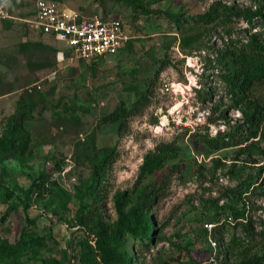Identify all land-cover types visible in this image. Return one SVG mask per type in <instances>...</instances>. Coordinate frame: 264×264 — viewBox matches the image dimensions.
I'll list each match as a JSON object with an SVG mask.
<instances>
[{"label":"rangeland","instance_id":"374dc122","mask_svg":"<svg viewBox=\"0 0 264 264\" xmlns=\"http://www.w3.org/2000/svg\"><path fill=\"white\" fill-rule=\"evenodd\" d=\"M4 1L14 14L30 18L39 0ZM48 1L83 18H121L129 40L115 55L71 59L59 39L24 21L0 24V136L22 114L31 136L27 156L0 159V185L12 192L9 202L0 195V243L15 246L22 231L46 239L42 249L0 256V264H81L78 207L91 202L96 168L113 151L101 203L106 221L117 218V194L126 192L129 208L142 191L159 193L151 210L158 241L136 253L128 242L134 264H239L262 254L264 81L252 88L248 102H238L219 58L230 47L248 49L253 35L264 42V19L245 15L264 12V0H135L143 5L138 10L128 0ZM217 8L236 15L190 29ZM189 33L192 40L185 39ZM176 84L191 88L180 91ZM144 92L147 105L121 127L103 120L122 104L132 107ZM259 109L262 119L253 118ZM223 141L229 146L211 145ZM149 153L168 156L155 175L142 173ZM42 175L45 189L34 184ZM254 177L262 188L251 195ZM246 190L255 233L246 234L239 223L215 229L200 219L205 203L233 209L242 205L236 195Z\"/></svg>","mask_w":264,"mask_h":264},{"label":"trees","instance_id":"16d2710c","mask_svg":"<svg viewBox=\"0 0 264 264\" xmlns=\"http://www.w3.org/2000/svg\"><path fill=\"white\" fill-rule=\"evenodd\" d=\"M136 10L142 9L143 5L135 3V0H128ZM226 9V8H225ZM228 11V10H227ZM225 11L217 8L210 14L199 16L190 29L200 27L201 21L208 24L215 19L222 18L227 21L231 19L229 15L235 12ZM248 20H252L255 16H260L264 19V12H251L247 14ZM176 20H182L177 15ZM190 18L183 21L188 22ZM16 21L7 20L3 23H14ZM185 39L192 40V33L185 35ZM223 68V79L228 84L231 92L238 102L245 103L249 101V93L252 88L264 81V42L260 41L256 35H253L249 41L248 49L230 47L223 52L219 58ZM149 92V91H148ZM149 93L144 92L133 103L132 107H127L122 104L115 108L110 113L103 117V120L110 123H118L121 127L131 116L147 105ZM253 118L262 119V110L259 109L252 113ZM259 114V116H258ZM26 115L15 117L10 125V131L7 136H0V159L7 158H23L30 152L31 136L24 127ZM252 119V118H251ZM228 141H223L221 144L212 143L215 148L229 146ZM116 156V152L104 154L99 165L96 168L97 181L91 190V202L87 203L82 200L77 211V224H79L83 233L79 241L80 249L77 253V259L81 264H134L136 256H129L126 250V244L129 242L132 245L133 252H137V247L140 250L149 249L156 241V219L151 213L152 205L155 203L159 193L153 191H142L139 194L137 203L129 208L126 204L131 202V198L126 195V192L117 194L115 198L117 218L113 222L106 221L102 211L101 203L105 198V182L108 178V171L112 161ZM168 156L160 154H147L142 164V173L155 175L164 169ZM41 181H36L34 184L41 185L45 189L48 178L41 176ZM261 178L254 177L248 187L250 194H254L256 190L262 188L260 183ZM253 186V188H251ZM248 190L238 193V199L242 205H238L233 209H227L218 204L210 205L205 203L201 211L200 219L206 220L215 224V229L223 228L228 224H241L245 233H255V225L246 210V204L250 194ZM3 194L5 200L9 202L12 197V192L5 185H0V195ZM10 197V198H9ZM46 245L44 236L34 234L32 232L22 231L20 240L15 246L7 242L0 243V256L6 258H15L18 251L26 249L39 250ZM189 253V252H188ZM76 255V254H75ZM33 264H66L57 260H44ZM239 264H264V252L254 253L252 256L247 255Z\"/></svg>","mask_w":264,"mask_h":264},{"label":"built area","instance_id":"2783aa9c","mask_svg":"<svg viewBox=\"0 0 264 264\" xmlns=\"http://www.w3.org/2000/svg\"><path fill=\"white\" fill-rule=\"evenodd\" d=\"M7 20L24 21L41 33L56 37L71 59L95 60L115 55L129 40L121 18L100 15L83 18L75 10L48 0L37 1L35 14L30 18L19 17L0 0V22Z\"/></svg>","mask_w":264,"mask_h":264},{"label":"bare ground","instance_id":"6f19581e","mask_svg":"<svg viewBox=\"0 0 264 264\" xmlns=\"http://www.w3.org/2000/svg\"><path fill=\"white\" fill-rule=\"evenodd\" d=\"M176 85L179 87V89H177V90H180V91H185V88H191L190 85H186V87L183 86V85H181V84H176ZM180 105H181V102L178 103V104L174 107V110L177 109V107H179Z\"/></svg>","mask_w":264,"mask_h":264},{"label":"crops","instance_id":"0c3cea01","mask_svg":"<svg viewBox=\"0 0 264 264\" xmlns=\"http://www.w3.org/2000/svg\"><path fill=\"white\" fill-rule=\"evenodd\" d=\"M0 24H4L3 22H0Z\"/></svg>","mask_w":264,"mask_h":264}]
</instances>
